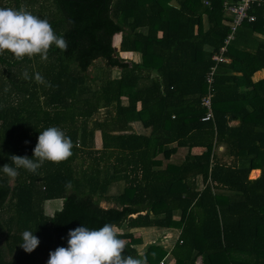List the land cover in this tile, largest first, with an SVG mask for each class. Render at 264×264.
I'll return each instance as SVG.
<instances>
[{
    "label": "trees",
    "instance_id": "1",
    "mask_svg": "<svg viewBox=\"0 0 264 264\" xmlns=\"http://www.w3.org/2000/svg\"><path fill=\"white\" fill-rule=\"evenodd\" d=\"M223 2L0 0L47 19L68 43L46 62L0 55V167L12 155L31 158L49 127L74 145L66 161H46L37 174L21 168L11 179L0 170V264H47L68 246L69 229L104 224L123 229L124 254L147 264H164L167 253L173 264H264V76L254 79L264 68L256 35L264 10L254 9L256 20L227 45L228 61L217 62L229 32ZM130 52L140 59L120 57ZM25 70L52 87L24 80ZM204 96L211 120L202 119ZM134 121L148 132H134ZM161 145L171 146L162 158ZM176 148L188 152L165 163ZM61 199L45 212L47 200ZM146 227L179 233L170 250L153 243L139 253L134 231ZM25 230L40 241L31 253L20 246Z\"/></svg>",
    "mask_w": 264,
    "mask_h": 264
},
{
    "label": "clouds",
    "instance_id": "2",
    "mask_svg": "<svg viewBox=\"0 0 264 264\" xmlns=\"http://www.w3.org/2000/svg\"><path fill=\"white\" fill-rule=\"evenodd\" d=\"M55 46L62 52L68 49L63 36L55 34L47 19L33 15L25 8H0V55L5 51L12 53L16 60L39 56L42 61L49 58V50ZM24 80H34L45 87L52 85L39 73L32 75L27 70L22 73ZM7 91V89H5ZM29 141H25L28 144ZM74 145L70 137L57 127H49L40 132L33 156L12 155L11 164H4L0 170L7 177L15 179L19 169L32 174L46 162L59 164L73 155ZM65 187L71 189V181ZM21 248L26 253L33 252L39 245V239L33 232L22 233ZM67 247H57L49 253L47 264H147V257L125 255L126 242L117 237L115 226L104 224L99 229H90L81 225L69 229Z\"/></svg>",
    "mask_w": 264,
    "mask_h": 264
},
{
    "label": "built area",
    "instance_id": "3",
    "mask_svg": "<svg viewBox=\"0 0 264 264\" xmlns=\"http://www.w3.org/2000/svg\"><path fill=\"white\" fill-rule=\"evenodd\" d=\"M223 8L224 13L230 19L229 32L227 33L224 39V44L220 48L219 52L212 56V58L217 62L228 61V59L224 56V52L227 49V45L230 43V41L234 39L236 31L244 21L253 22L256 20L254 9L262 8L264 10V0H238V2L236 3H229L227 0H224ZM262 35V37H264V34ZM211 80V74L209 73V75L207 76V82L210 84ZM201 102L202 105L206 108V114L202 119H213V110L211 107L210 97L204 96Z\"/></svg>",
    "mask_w": 264,
    "mask_h": 264
},
{
    "label": "rangeland",
    "instance_id": "4",
    "mask_svg": "<svg viewBox=\"0 0 264 264\" xmlns=\"http://www.w3.org/2000/svg\"><path fill=\"white\" fill-rule=\"evenodd\" d=\"M263 34H264V26H263ZM263 35H261L262 37ZM262 39H264V37H262ZM118 40V38H116V41ZM120 57H124L127 59H133V60H139L140 56L136 53L134 54H129V58L127 56H122L120 54ZM95 64H99V65H103L104 63L102 61L97 60L95 62ZM257 74V76H256ZM254 75V78L260 76L263 77L264 72H258ZM100 144V140L99 138L96 139L95 141V145L98 146ZM256 174V171L253 172L254 176ZM62 205V199L61 200H47L45 202V212L47 214H53L55 210L59 209ZM100 205L102 207H108L109 205L106 202H101ZM116 232H123V229L117 228L115 227ZM170 231H174V236L171 238L170 236H165L163 234H167L168 232L170 233ZM177 231L175 230H165V229H157L154 227H150V228H141V230H135L134 231V235L136 237H140L141 239V243L138 244V250L139 253H142L144 251V249L146 248L147 245L151 244V243H158V244H162L163 247H167L169 248V245L173 244V241L175 239V235H176ZM165 259V260H164ZM164 264H171L173 263V259H171L169 256H166L162 259ZM166 263H165V262ZM199 264V263H198Z\"/></svg>",
    "mask_w": 264,
    "mask_h": 264
},
{
    "label": "crops",
    "instance_id": "5",
    "mask_svg": "<svg viewBox=\"0 0 264 264\" xmlns=\"http://www.w3.org/2000/svg\"><path fill=\"white\" fill-rule=\"evenodd\" d=\"M226 16V15H225ZM227 19H228V16H227ZM229 20V19H228ZM258 29V28H257ZM256 31H258V30H256ZM263 34V31L261 32V31H258V32H256V35H258L259 37H261V35ZM262 38V37H261ZM131 54H134V53H132V52H130V55ZM129 58V57H128ZM258 72H264V68L263 69H261L260 71H258ZM257 72V73H258ZM256 76H257V74H256ZM264 76V75H263ZM258 78H261L260 76H258V77H256V78H254V79H258ZM139 108V107H138ZM146 112H142V118H144L145 116H146ZM132 123V127H133V129H134V132H136V133H139V134H141V133H147L148 132V130L146 129V128H144V126L142 125V122L141 121H134V122H131ZM233 124H235L236 123V121H233L232 122ZM99 146V145H98ZM174 147V146H173ZM171 148V146L170 147H168V146H166V148L164 149V147L161 145V147H160V150H161V152H160V150H159V157L160 158H162V155H163V149H164V151H170L169 149ZM205 150V148H203V147H196L195 149H192L191 151L192 152H198V153H201V152H203ZM188 152V149H186V148H176V151L174 152V153H171L170 155H168V158H163L164 159V161H165V163H177V162H180L179 160H181L182 159V156L185 154V153H187ZM166 153V152H165ZM254 170H257L258 171V174H257V176L259 175V169H254ZM253 171V170H252ZM257 176H251V173H250V178H255V177H257ZM105 208V207H104ZM146 228H150V227H146ZM155 228V227H154ZM157 229H165V230H175V231H177V233H176V235H175V239H174V241H173V243L175 242V240H176V238H177V236H178V233H179V230L178 229H176V228H157ZM139 230H141V228H138V231ZM163 235H167V236H170L171 238L174 236V231H170V233L168 232L167 234H163ZM151 244H153V243H151ZM155 244H158V243H155ZM159 245H161V246H163L162 244H159ZM173 246V244L172 245H169V248H167V247H164L167 251L168 250H170V248ZM166 256H169L171 259H173V257L171 256V255H169V253H167V255ZM165 256V257H166ZM165 260V259H164ZM165 262V261H164ZM166 263V262H165ZM173 263H174V259H173ZM173 263H171V264H173Z\"/></svg>",
    "mask_w": 264,
    "mask_h": 264
}]
</instances>
